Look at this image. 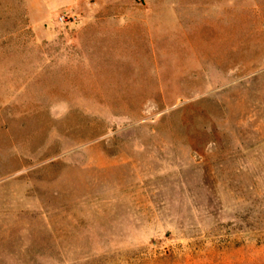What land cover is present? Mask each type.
<instances>
[{"label": "rangeland", "instance_id": "374dc122", "mask_svg": "<svg viewBox=\"0 0 264 264\" xmlns=\"http://www.w3.org/2000/svg\"><path fill=\"white\" fill-rule=\"evenodd\" d=\"M0 264H264V0H0Z\"/></svg>", "mask_w": 264, "mask_h": 264}]
</instances>
